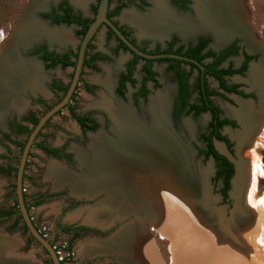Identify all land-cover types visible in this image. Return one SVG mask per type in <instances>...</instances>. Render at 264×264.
Listing matches in <instances>:
<instances>
[{
  "label": "rangeland",
  "instance_id": "374dc122",
  "mask_svg": "<svg viewBox=\"0 0 264 264\" xmlns=\"http://www.w3.org/2000/svg\"><path fill=\"white\" fill-rule=\"evenodd\" d=\"M59 1L48 0L42 7H35L31 11L33 20L50 31L56 30L57 37L52 40L40 37L26 44L17 45L13 49V54H16L19 61L24 58V56L21 57L23 52L37 43H45L57 53L68 49L75 50L79 42L75 35V29L52 27L46 25L39 18L41 13L48 12ZM64 1L84 18L91 17L89 9L96 3V0H77V4L70 0ZM158 1L180 22H182L181 20L183 22L196 20V18L194 19L196 0H190L187 13L176 11L167 0ZM28 4L29 0H0V32L3 33L0 39H4L6 45L14 24ZM248 5L252 28L258 36L263 38L261 41L264 42V0H249ZM118 6H121V10L115 20L129 29L130 37L148 51L154 48L163 49L165 42L173 36L181 45H186L198 36H204L209 39V46L212 50H217L225 43L234 40L248 54L257 58L254 63L249 64L244 77L227 80L228 83L243 84L245 93H250L253 99H240L231 95L226 96V100L217 97L211 99L213 105L219 108L221 116L235 124V128L222 130V135L231 145V153H228L221 143L214 142L215 150L226 156L233 167L229 188L223 198L219 192L221 182L215 180V163L211 159L204 160L199 154L205 148L200 136L206 135L208 132V115L188 116L177 122L172 119L171 105L175 94V84L172 76L164 71L163 64H154L153 70L157 76L156 85L147 84L148 94L144 99L135 97L136 88L141 78L139 71L133 73L134 86H126L122 97L116 95L117 75L123 69L130 55L120 50L112 55V49L115 48L116 43L113 38H106L104 29H100L91 42L92 51L110 56L109 61L96 63L94 70L84 68L80 82L74 86L69 101V107L72 108L74 114L89 119L94 124V128L90 132H81L69 116L67 109L63 108L57 114L52 115L47 120V125L41 128L40 132L38 131L32 144L48 148L63 147L70 156V163L64 164L52 159L35 146L29 147L22 168L21 192L23 206L27 209L25 210L30 223L52 248L58 264H125L110 251L91 248L94 247L93 243L95 246H100L102 242L105 243L118 236L121 230L130 224H135V228H139V231L150 241L160 264H264V204L262 203L264 201H262L264 176L257 179L253 193L255 202L253 201L252 205L247 200L246 194L250 185L251 171H249L251 157L249 151L253 145H257L254 152L258 155L260 163L262 155H264V136L259 138L263 125L260 115L264 111V46L261 45V42L254 40L253 31L250 30L243 29V32H232L225 40H217L211 32L201 29L184 33H180L173 25L163 29V22L154 18L152 13L154 0H144V7L126 3L121 5L115 0L111 1L110 9ZM9 51L12 52V49ZM5 52L11 53L8 52V48ZM24 60L37 67L34 79L36 89L35 92L26 89L18 94L12 93L7 88L0 89L3 98L0 101V136L5 132L4 125L9 118L16 117L19 120L28 112H31L32 116L38 120L43 116L44 111L30 103L32 99L39 98L46 105L53 106L62 98L61 94L50 92L49 84L51 82L57 81L62 86H66L70 82L73 72L71 68L44 71L33 58H24ZM238 61V59H234L232 65L235 66ZM261 66H263V74L253 78L252 74H256ZM189 82L193 85V74L189 77ZM83 84H86L85 88ZM207 86L209 89L216 90V83L213 80L208 79ZM157 97H162L166 102L167 121L170 124L168 125L184 149L188 172L194 173L198 181L194 196L196 202L184 198V201L175 207L176 212L170 206V209H167L178 216L173 215L167 222H163L162 228L165 229L164 227H167L169 223H172L173 230L176 232L177 229L182 228V231L177 232L178 236L175 237L167 235V232L164 233L155 221L141 220L132 213L124 216L116 215L115 211L113 213V209L106 205L108 194L103 190L94 193L72 194L70 186H67V183L55 182L54 176L49 174L48 170L50 164H58L77 180L82 178L87 180L85 178L95 175L81 163L91 157L92 137L98 133L105 137H111L112 122L109 111L112 108H117L120 104L126 107L130 115L136 117V120L144 119L147 117L150 103ZM16 101L19 102V106L14 104ZM190 101L195 103L194 93L190 95ZM26 139V135L14 138L13 145L6 146L8 149L6 151L1 143L2 138H0V152L2 154L4 152L8 156L6 160L0 158L1 167L6 165L16 171L22 155L18 146H23ZM15 203V172L12 171L7 178L0 177V210H17V213H14L9 219L0 222V238L7 240L3 241L6 251V254L5 251L3 252L4 259L8 258L12 262L15 260L17 264L22 262L24 264H51L47 253L32 238V240L29 239L30 235L27 230H24L25 226ZM124 205L126 209L134 210L130 203ZM188 210L193 213L192 217L187 215ZM195 213H200L201 219H196ZM107 214L114 216L105 219L104 215ZM175 222L178 226L173 225ZM62 226L71 227L72 230L68 232L58 230V227ZM191 226L198 229V234L194 233L191 237H188V233L180 235L185 230L184 228L189 231ZM207 241L208 243L210 241V245H208L212 250L210 249V253H206L205 257L200 249L204 245L206 246ZM9 244L10 247H8ZM195 245H198V249ZM180 248L182 253L179 251ZM210 256H212V263L207 259ZM2 261L0 260V264Z\"/></svg>",
  "mask_w": 264,
  "mask_h": 264
},
{
  "label": "bare ground",
  "instance_id": "6f19581e",
  "mask_svg": "<svg viewBox=\"0 0 264 264\" xmlns=\"http://www.w3.org/2000/svg\"><path fill=\"white\" fill-rule=\"evenodd\" d=\"M46 1L48 0H29V4L22 11L23 13H20L21 16L14 25L12 33L10 32L11 35L9 34L7 45L4 39H0L1 90L7 88L16 94L26 89L35 92L36 65L19 61L16 54H13V49L19 44H26L40 37L51 38L50 40L57 37L58 32L56 30L50 31L44 26L38 25L31 17V11L35 7H42ZM71 1L77 4V0ZM195 8L197 17L194 21L183 22L181 20L182 22H180L158 0H154L152 13L154 18L163 22V29L172 25L180 33L201 29L211 32L217 40H225L232 32H243V29L245 30L246 28L253 31L256 41L261 42V45L264 46V42L261 41L263 38L258 36L257 32L252 28L248 0H196ZM7 48L8 52H11L9 49H12V52L7 54L5 52ZM256 75L258 77V73ZM158 98L150 103L147 117L144 119L136 120V117H132L128 109L120 104L117 108H112L109 111L112 122L110 129L111 137H105L99 133L95 137H92L90 144L91 157H88V160L81 163L86 169L95 174H92V177L85 178L87 180L83 178L77 180L72 174L58 166V164H50L48 170L49 174L54 176L55 182L57 181L59 184L67 183L68 185H66L70 186L72 194L94 193L103 190L108 194L107 201L104 200L106 201V205L112 208L113 213L115 211L116 215L124 216L132 213L141 220L155 221L164 233L167 232V235L175 237L178 236L177 232L179 233L182 228L180 230L176 228L178 230L176 232L173 230L172 223H169L167 227L163 226L165 228L163 229L162 223L167 222L169 218L175 215V207L178 203H182L184 198L189 199L191 202H196L194 196L196 195L198 181L194 173L188 172L184 149L181 147L179 139L172 133L169 127L170 124L167 121L166 115V102L162 97ZM2 99V94H0V101ZM14 104L19 106L18 101ZM260 116H262L263 125L259 138H262L264 136V111L261 112ZM240 137L242 138V136ZM256 147V144L253 145L249 151L251 155L249 159V171H251L250 185L247 188L246 194L247 200L251 205L254 201L253 193L257 179L264 176V171L260 167L259 157L254 152V148ZM263 200L264 197H262ZM126 203H130L134 210L130 211L126 209L124 205ZM262 203L264 204V201ZM169 206L174 209L173 213L167 210ZM199 214L195 213L198 220L202 213ZM187 215L191 216L193 213L188 210ZM112 216L114 215L107 214L104 215V218L109 219ZM176 223L173 225H176ZM184 229L186 230V228ZM185 230L180 235L188 233V237H191L194 233L198 234V229H194L192 226L189 227V231ZM202 238L205 237L202 236ZM4 240L5 238H0V260H6L4 263L2 261V264H17L15 260L12 262L8 258L4 259ZM10 244L8 247H10ZM93 244L94 247L91 249L110 251L116 254L118 259L125 264H160L150 241L139 231V228H135V224L125 226L118 236L105 243L102 242L101 245L96 243L101 247L95 246V243ZM208 244L210 245V241L209 243L207 241L206 246L204 244H202L204 245L203 247L200 246L202 247L200 250L205 257L206 253H210L209 250L211 249ZM198 245H195L196 248ZM7 248L5 249L8 250ZM182 249L184 250V246ZM179 251L181 252V248ZM176 252L178 253L177 250ZM211 257L207 258L209 262L212 260Z\"/></svg>",
  "mask_w": 264,
  "mask_h": 264
},
{
  "label": "flooded vegetation",
  "instance_id": "af4514ba",
  "mask_svg": "<svg viewBox=\"0 0 264 264\" xmlns=\"http://www.w3.org/2000/svg\"><path fill=\"white\" fill-rule=\"evenodd\" d=\"M111 1L112 0H108L107 10H106L105 17L115 27V29L118 31V33L132 47H134V49H136L138 52H140V53H142L144 55H148V56H162V55H165V56H174L176 58H166V57H162V58H157V59H144V58H141V57L138 56L140 58V60H138L135 63V65L133 66V69H132L130 75L126 79L124 77H126L127 74H128L129 63L132 61L133 55H136V54H134L131 51H129V49L114 36V34L112 33V31L110 29H108L106 26H104V25L101 24L96 29V31L94 32L93 36L91 37V39L88 41V43L86 44V46L84 48L83 57H82V63H81V66H80V70H79V74H78V78H77V81H76L75 86L80 82L81 73H82V71H83L84 68H87V69H90V70H94V65L96 63H98V62H108L109 61V57L110 56H107L105 54L99 53L97 51H92V46H91V42L94 39V37L97 34V32L100 29H104L106 38H113V40L116 43L115 48L112 49V55H115L118 50H120L122 52H126V53H128L130 55L129 59L125 62L124 66H123V69L118 73L117 78H116L115 93H116V95H118L120 97L123 96V90L125 89L126 86H130V87H133L134 86L133 73L135 71H139L140 72V75H141V78H140L139 85L136 88L135 97H139V98L144 99L147 96V94H148L147 84L156 85V77L157 76H156V73L153 70L154 64H156V65L163 64L164 71L166 70L167 63L157 62V60H159V59L178 60V61H180V62H182L184 64L185 63L186 64H192V65L195 66V68L197 70H201L202 69L201 65H204L205 66V65H208V64L212 63L216 59V56H218L222 52H226V56L221 61V63L216 67V69L217 70H229V71H235V72L238 71V73H234V74H231V75H222V77H221V80L223 81L224 86L227 89H233V92H225L223 89H219L218 82L215 79H213L211 77H208V76H205V82H206L207 89L218 94L217 96L215 95V96L209 97L208 98L209 101L213 105V103L211 101V99L213 97H217V98H220L222 100H226V96H228V95L235 96V97H238L240 99H253V96L250 93H245V87H244L243 84L228 83L227 82V80H230L231 78H234V77H237V78L244 77L245 74H246V72H247V69L249 67V64L254 63L257 60V58L254 55L248 54L244 50V48L241 47L236 41H234V40L229 41V42L225 43L223 46H221L219 49L212 50L211 47L209 46V44H210L209 39L206 38V37H204V36H198L193 41L187 43L186 45L178 44L177 39L173 36V37H170L165 42V47L163 49L154 48L153 50L148 51L143 45L137 44L130 37V30L129 29H127L126 27L120 25L115 20V17L118 15L119 11L121 10V6H118V7H115L113 9H110V3H111ZM115 1L118 2V3H120L121 5L126 3V4H129V5H137V6L140 5V6L144 7V0H131V1L130 0H120V1L119 0H115ZM167 1H168L169 5L172 8H174L176 11H178V12L187 13L188 10H189L190 0H167ZM248 3H249V0H248ZM97 4H98V0H96V3L93 6L90 7V9H89L90 10V13H91V17L90 18H84L82 15H80L79 13H77L75 11V9H73L64 0H60L48 12L41 13L39 15V18L46 25H49V26H52V27H57V28L58 27H63V28H73V29H75V35L77 36V38L79 40L78 45L76 46L75 50L68 49V50H64V51H61V52L57 53L53 48H49V46L47 44H45V43H37V44H34L33 46H31L30 49L27 50L26 52H23V54H22L21 57L24 56V58H33L44 71L54 70V69L63 70V69H66V68H71L72 71H74V66H75V63H76V60H77V53H78V48H79L80 41H81V39H82V37H83L86 29L88 28V26L90 25V23L94 19ZM194 14H195L194 15V19H195L196 18V8H195V5H194ZM19 17H20V15H19ZM69 17H71V18H77L78 17V18H80L82 20H86V21L89 22V25L85 29V31H84V33H83L82 36H78L77 35V32L81 30L80 27H78V26H76L74 24L65 23L66 20ZM17 21H16V23H17ZM245 31H247L246 28H245ZM109 32H111V35L109 34ZM253 34H254V32H253ZM253 37H254V40H256L255 39V37H256L255 34H254ZM200 43H204V46L202 47V49L200 51V55H204L207 52H210V53L213 54V57H205V58H203L200 61V63H197V62H195L192 59H189V58H186V57H183L182 56V54L186 53L187 50L193 49L194 47H196ZM120 44H122L123 46H125L126 49H124L123 47H121ZM168 47H170L171 52H175L176 50L179 49V51H178V54L179 55H175V54H164V52L166 51V49ZM155 52H157V54H155ZM93 57L95 58V60L93 59V61L90 63L89 66L83 65V62H87V61H89ZM24 58L23 59H20V60L26 62V60H24ZM62 59H68L70 62H73L74 63V66L73 67H61L60 64L54 63L55 61L62 60ZM234 59H238L239 60L238 63L235 66L232 65V61ZM145 60L151 61L150 70L155 74V77H154L155 83H152V82H144L143 83L142 82L143 78L145 77V74L142 72V67L145 65V62H144ZM26 63H28V62H26ZM184 64H182L180 67L188 75L187 76V84H188L189 89H190V95L192 93H194V95H195V103H192L190 101V96H189L188 105H191V104H195L196 105L197 104V93H196V91L194 89V82H195V79H196V77H197L198 74H197V71H195L194 69L190 68L188 65H184ZM166 73L170 74L172 76V78H173L172 73H170V72H166ZM257 73H258V75H262L263 74V66H261L260 70ZM72 74H73V72H72ZM192 74L194 76L193 85H191V83L189 82V77ZM252 77L255 78V74L254 73L252 74ZM71 78H72V75H71ZM71 78H70V80H71ZM208 79L213 80L216 83V90H212V89H209L208 88V86H207ZM130 81H132V84L130 83ZM69 83L66 85L67 87H68ZM120 84H121V87H120ZM174 84H175V81H174ZM85 85L86 84H83V87L84 88L86 87ZM66 86H62L57 81H53V82H51L49 84V90L52 93L56 92L57 94H61L62 97H63L65 93H62V91H59V87L60 88H63V87H66ZM175 95H176V84H175V94H174V98H175ZM71 97H72V95H70V97H69L66 105L63 107V108H66L67 111H68L69 108L72 109L71 107H69V101L71 100ZM174 98H173V102H172V105H171V113L173 112L172 107H173V104H174ZM60 100H58L56 103H58ZM4 101H6V100H4ZM30 103L32 105H34L35 107H37V108L41 109L42 111H44V113L49 110V109L48 110H45L42 107V105H46V104L43 102V100H41L39 98L38 99H32L30 101ZM46 106H48V105H46ZM213 106L216 107L215 105H213ZM216 108L219 110L218 107H216ZM60 110L58 112H60ZM58 112H56L55 114H57ZM68 114H69V112H68ZM204 114H207L208 115V117H209L208 123H209V121H210L209 114L208 113H204ZM204 114H200V115H204ZM30 116H32V114H31V112H28V113L24 114L23 117H21L19 120H17L16 117L9 118L8 120H6L5 125H4L5 132L2 133L1 136H0V138H2V142L1 143H3V145H4L3 146L4 147V150H6V151L8 150L6 146L13 145L14 138H17L19 136H24L25 135V134H20V135L17 134L16 133V128L17 127H20V126L21 127H26L28 130H30V132L32 131V129L35 126L32 127V125L28 123V121H27L28 119L27 118H29ZM188 116H192V115H188ZM188 116H185V117H188ZM79 117H82V116H79ZM185 117H182V118H185ZM82 118L85 120V123H84L85 129L80 128L79 125L74 121L77 124L79 130L81 132H90V131H92V130H87L86 128L94 127V124L92 122H90L89 119H87L85 117H82ZM36 119H37V122H38V118H36ZM172 119H173V117H172ZM219 119L220 120L224 119V120L230 121L233 124V126H223V127H221L218 130L219 135L222 136V137H224L226 139V141H227V143L229 145V149L226 148V146L224 145V143H222L220 141H216V140H212L213 148H214V142H219V143H221L224 146L225 150L228 153H231V145L228 142L227 138L222 135V130L224 128H235V124H234L233 121H231V120H229L227 118H223L221 116L220 110H219ZM46 125H47V121L43 124V126L41 128H44ZM40 130H39V132H40ZM28 135H26V136L28 137ZM36 136H37V134H36ZM32 146H35L36 147L35 144H32L31 147ZM23 147H24V145H23ZM23 147L21 149V152L23 150ZM46 148H48V147H46ZM48 149H56L57 150L56 157H51L50 155L45 154L40 149L39 150L42 153H44L46 156H48V157H50L52 159L61 161L64 164H69L70 163V156L67 154V152L65 151V149L63 147H53V148H48ZM214 150H215V148H214ZM216 153L218 155L224 157L229 162V164L231 165V168H232V175H233V167H232L231 162L228 160V158L226 156L218 153L217 151H216ZM7 157L8 156H6V154L4 152H3V154H2V152H0V158L1 159L4 158L6 160ZM8 168H11V167H8L6 165L5 166H2V167L0 166V177H2L4 179L7 178V176L12 172L11 171L8 174L5 173V171ZM1 170H3V172ZM15 173H16V171H15ZM229 184H230V180H229ZM2 213H7V211L6 210L5 211L0 210V222L6 221V220L3 219L4 216L1 215Z\"/></svg>",
  "mask_w": 264,
  "mask_h": 264
},
{
  "label": "trees",
  "instance_id": "16d2710c",
  "mask_svg": "<svg viewBox=\"0 0 264 264\" xmlns=\"http://www.w3.org/2000/svg\"><path fill=\"white\" fill-rule=\"evenodd\" d=\"M65 23L74 24L80 27L81 30L77 32L78 36H82L85 29L89 25L88 21L82 20L78 17L77 18L69 17ZM109 34L111 35V32H109ZM120 46L126 49L125 46H123L122 44H120ZM203 46H204V43H200L193 49L187 50V52L182 54V56L192 59L197 63H200V61L205 57H213V54L210 52H207L204 55H200V51ZM178 51L179 49L176 50L175 52H171L170 47H168L166 51L164 52V54L179 55ZM155 54H157V52H155ZM225 56H226V52H222L218 56H216V59L212 63L205 65V66L200 64L202 67L201 70H197L195 66L192 64H186V63L184 64L178 60H169V59L157 60V62L167 63L165 71L172 73L173 79L176 84V95H175L174 104L172 107L173 120L177 122L182 117H185L188 115H192L193 117H196L204 113H208L210 116V121L207 124L208 133L207 135L200 136V140L205 144V148L204 150L200 151L199 154L203 157L204 160L211 159L215 163V180H220L221 182V189L219 192L223 198L225 197V193L229 188V180L232 176V168L229 162L224 157L216 153L212 145V140H216V141H220L224 143L226 148L229 149V145L226 139L219 135L218 130L223 126H233V124L230 121L219 119V110L216 107H214L208 99L209 97L215 96V95L217 96L218 94L207 89L206 82H205V76L215 79L218 82L219 89H223L225 92H233V89H227L224 86L223 81L221 80V77L222 75H231L234 73H238V71L235 72V71H229V70H217L216 69V67L221 63V61L224 59ZM93 59L95 60V58L93 57L89 61L83 62V65L89 66L90 63L93 61ZM138 60H140V58L136 55H133V59L129 63L128 74L124 78L127 79V77L130 75L133 69V66ZM144 62H145V65L142 67V72L145 74V77L143 78L142 82L143 83L144 82L155 83L154 81L155 74L150 70L151 61L145 60ZM54 63L60 64L61 67H73L74 66V63L70 62L68 59L57 60ZM182 64L188 65L190 68L197 71L198 75L194 82V89L197 93V104L196 105L195 104L188 105V99L190 96V89L187 84L188 75L180 67ZM130 83L132 84V81H130ZM120 87H121V84H120ZM66 89H67V86L63 88L59 87V91H62V93H65ZM42 107L45 110H48L50 109L51 106L42 105ZM68 112H69V116L79 125V127L82 129H85V126H84L85 120L82 117H79L78 115L74 114L72 109L70 108L68 109ZM27 119H28L27 120L28 123L31 124L32 127L36 125L37 119L34 116H30ZM93 128L94 127H89L86 129L92 130ZM16 133L19 135L20 134L28 135L30 133V130H28L26 127L20 126L16 128ZM22 147L23 146L21 145L18 146L20 150L22 149ZM36 147L40 149L41 151H43L45 154L50 155L51 157H56V152H57L56 149H48L41 145H36ZM261 164H262V169L264 171V155H262ZM1 171L3 172V170ZM11 171L15 172V169L8 168L5 171V173L8 174ZM15 207H17L16 203H15ZM14 213H17V210L16 211L10 210V211H7V213H2L1 215L4 216L3 217L4 220H7ZM24 230L26 231L25 227H24ZM58 230L68 232V231H71L72 228L68 226H62V227H58ZM29 239L32 240L31 237H29Z\"/></svg>",
  "mask_w": 264,
  "mask_h": 264
},
{
  "label": "water",
  "instance_id": "95a60500",
  "mask_svg": "<svg viewBox=\"0 0 264 264\" xmlns=\"http://www.w3.org/2000/svg\"><path fill=\"white\" fill-rule=\"evenodd\" d=\"M107 3H108V0H98L94 19L90 23L88 28L86 29V31H85V33H84V35L80 41L78 53H77V60H76V63L74 66V71L72 74V78H71L70 83L67 87V90H66L64 96L62 97V99L58 103H56L54 106H52L47 112H45L43 114V116L38 120L37 124L35 125V127L32 129V131L28 135L26 142L24 144L23 150H22V155H21V158L19 160V164H18V167L16 169V173H15V194H16V204H17L19 215L21 217V220L23 221V224H24L28 234L33 239V241L36 242L47 253V255L50 258L51 264H58L56 256H55L54 252L52 251V248L46 242V240H44L39 235V233L34 229L32 224L30 223V221L27 217L26 210L23 206L22 192H21L22 168H23V163H24L26 153H27L29 147L31 146L36 134L38 133V131L41 129L43 124L52 115H54L56 112H58L60 109H62L66 105V103H67V101H68V99H69V97L73 91V88L76 84L77 78H78L80 66L82 63L83 52H84V48H85L86 44L88 43V41L93 36L96 29L102 24V25L106 26L108 29H110L112 31V33L114 34V36L120 42H122L129 49V51H131L132 53L136 54L137 56H139L141 58H144V59H157V58H162V57L176 58L174 56H165V55L148 56V55H144V54L138 52L136 49H134V47H132L118 33V31L115 29V27L106 19L105 15H106V10H107Z\"/></svg>",
  "mask_w": 264,
  "mask_h": 264
},
{
  "label": "snow or ice",
  "instance_id": "6c2138e0",
  "mask_svg": "<svg viewBox=\"0 0 264 264\" xmlns=\"http://www.w3.org/2000/svg\"><path fill=\"white\" fill-rule=\"evenodd\" d=\"M3 36V33L2 32H0V37H2Z\"/></svg>",
  "mask_w": 264,
  "mask_h": 264
}]
</instances>
